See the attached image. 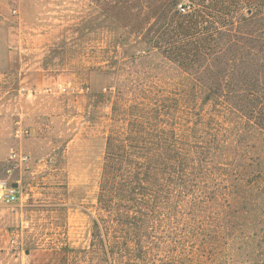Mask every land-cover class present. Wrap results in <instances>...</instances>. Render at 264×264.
<instances>
[{"label": "trees", "instance_id": "obj_1", "mask_svg": "<svg viewBox=\"0 0 264 264\" xmlns=\"http://www.w3.org/2000/svg\"><path fill=\"white\" fill-rule=\"evenodd\" d=\"M107 6L182 71L102 94L92 239L69 264H264V0Z\"/></svg>", "mask_w": 264, "mask_h": 264}, {"label": "rangeland", "instance_id": "obj_2", "mask_svg": "<svg viewBox=\"0 0 264 264\" xmlns=\"http://www.w3.org/2000/svg\"><path fill=\"white\" fill-rule=\"evenodd\" d=\"M120 13L107 0H0V181L19 190L0 205V264H69L63 248H89L111 114L102 94L133 99L182 71Z\"/></svg>", "mask_w": 264, "mask_h": 264}, {"label": "built area", "instance_id": "obj_3", "mask_svg": "<svg viewBox=\"0 0 264 264\" xmlns=\"http://www.w3.org/2000/svg\"><path fill=\"white\" fill-rule=\"evenodd\" d=\"M28 134L27 131L18 127L15 130V137L22 138ZM19 190L13 185H9L7 181H0V205H12L18 200Z\"/></svg>", "mask_w": 264, "mask_h": 264}, {"label": "crops", "instance_id": "obj_4", "mask_svg": "<svg viewBox=\"0 0 264 264\" xmlns=\"http://www.w3.org/2000/svg\"><path fill=\"white\" fill-rule=\"evenodd\" d=\"M0 30H1V28H0ZM3 43H4V39L0 38V44H3Z\"/></svg>", "mask_w": 264, "mask_h": 264}, {"label": "water", "instance_id": "obj_5", "mask_svg": "<svg viewBox=\"0 0 264 264\" xmlns=\"http://www.w3.org/2000/svg\"><path fill=\"white\" fill-rule=\"evenodd\" d=\"M15 188H17V185H14ZM27 253L29 254V251H27Z\"/></svg>", "mask_w": 264, "mask_h": 264}]
</instances>
